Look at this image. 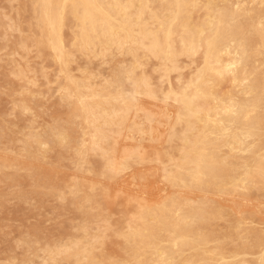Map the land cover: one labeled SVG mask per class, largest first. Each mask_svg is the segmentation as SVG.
<instances>
[{"label":"bare ground","instance_id":"obj_1","mask_svg":"<svg viewBox=\"0 0 264 264\" xmlns=\"http://www.w3.org/2000/svg\"><path fill=\"white\" fill-rule=\"evenodd\" d=\"M5 1L0 264H264V0Z\"/></svg>","mask_w":264,"mask_h":264},{"label":"rangeland","instance_id":"obj_2","mask_svg":"<svg viewBox=\"0 0 264 264\" xmlns=\"http://www.w3.org/2000/svg\"><path fill=\"white\" fill-rule=\"evenodd\" d=\"M0 5H6V1L0 0ZM5 72L6 69L2 66L0 61V110L2 109L1 112L3 113H8L12 106L11 101L16 96L11 95V91L9 92V86L6 85V81L9 77L6 76ZM51 104L52 103L46 104L44 109L41 108V110H50ZM11 117L12 116H8V118ZM44 118L47 119V116L44 115L39 120L42 122ZM7 191L9 190L5 187L4 193ZM119 200H122V197H120ZM55 203V201H36L32 206L18 205L17 208H21V210L17 211L15 208L16 202L14 200L8 201V208L5 211H0V257L2 258L5 256L8 245L7 241L6 243L3 242V237L10 241L12 238L18 236L19 231L26 229L31 223H43L44 226L51 227L64 220L66 216H56L57 211L53 209ZM2 232L8 233L7 236H3Z\"/></svg>","mask_w":264,"mask_h":264}]
</instances>
